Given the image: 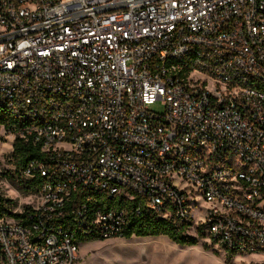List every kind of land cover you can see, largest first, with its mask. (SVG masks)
I'll list each match as a JSON object with an SVG mask.
<instances>
[{
    "label": "built area",
    "instance_id": "built-area-1",
    "mask_svg": "<svg viewBox=\"0 0 264 264\" xmlns=\"http://www.w3.org/2000/svg\"><path fill=\"white\" fill-rule=\"evenodd\" d=\"M0 111L43 179L0 264L122 237L94 194L264 262V0H0Z\"/></svg>",
    "mask_w": 264,
    "mask_h": 264
},
{
    "label": "rangeland",
    "instance_id": "rangeland-1",
    "mask_svg": "<svg viewBox=\"0 0 264 264\" xmlns=\"http://www.w3.org/2000/svg\"><path fill=\"white\" fill-rule=\"evenodd\" d=\"M156 110L160 108L155 106ZM13 138L0 128V195L12 201L11 213L24 211L31 200L22 191L19 180L10 179L6 173H13L9 165ZM201 207L203 198H195ZM4 219H8L7 217ZM188 237L198 240L196 246L181 247L166 237H116L105 240L81 242L78 260L75 264H264L263 260L253 255L229 254L212 242L207 236L188 232Z\"/></svg>",
    "mask_w": 264,
    "mask_h": 264
},
{
    "label": "trees",
    "instance_id": "trees-1",
    "mask_svg": "<svg viewBox=\"0 0 264 264\" xmlns=\"http://www.w3.org/2000/svg\"><path fill=\"white\" fill-rule=\"evenodd\" d=\"M20 123L15 122L8 117L5 113L0 111V128H4L7 131V135H13L17 131ZM41 154L38 147H34L30 142L16 137L12 142V152L10 154L9 165L13 168V173H6L10 179L16 177L19 180V184L22 186V191L27 194H33L42 185L43 179L38 175H34L31 180H23V173L25 172L28 164L34 160L40 159ZM93 197L98 200L99 206L105 210L109 209H126L129 214V224L123 233V238L130 239L132 237L144 238V237H166L172 243L181 247L196 246L198 240L188 237L186 235L187 228L185 226L175 228L171 221L159 219L151 214H148L142 206L141 215L131 214L134 208L138 205V201H127L121 197L114 198L113 200H106L102 195L94 194ZM13 207L12 201L5 200L0 195V220L4 218H12L17 222H21L23 225H28V221L25 220L24 215L12 214L11 209ZM27 209V208H26ZM199 238H203L204 234L201 230H198ZM93 241V240H86ZM83 241V242H86ZM228 256H232L229 254Z\"/></svg>",
    "mask_w": 264,
    "mask_h": 264
}]
</instances>
